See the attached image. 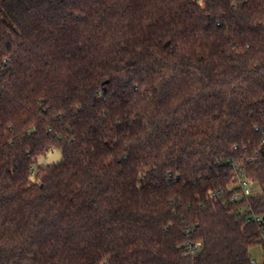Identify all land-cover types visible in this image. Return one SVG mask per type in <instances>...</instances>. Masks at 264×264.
Instances as JSON below:
<instances>
[{"label":"trees","instance_id":"trees-1","mask_svg":"<svg viewBox=\"0 0 264 264\" xmlns=\"http://www.w3.org/2000/svg\"><path fill=\"white\" fill-rule=\"evenodd\" d=\"M257 246L264 0H0V264H253Z\"/></svg>","mask_w":264,"mask_h":264},{"label":"built area","instance_id":"built-area-1","mask_svg":"<svg viewBox=\"0 0 264 264\" xmlns=\"http://www.w3.org/2000/svg\"><path fill=\"white\" fill-rule=\"evenodd\" d=\"M230 169L233 171V177L231 181V190L234 192L233 201L234 203L238 204L242 201V199H246V201H250V198L253 196L252 191V182L251 180L246 176L243 169H241L240 165L236 163L230 164ZM240 210L241 214H245V209L242 207L238 208ZM256 221L261 223V219L256 217ZM189 249L187 251L188 256H194L196 251L201 247V243L195 244V246L192 245V243H189ZM253 264H256L253 262Z\"/></svg>","mask_w":264,"mask_h":264},{"label":"rangeland","instance_id":"rangeland-1","mask_svg":"<svg viewBox=\"0 0 264 264\" xmlns=\"http://www.w3.org/2000/svg\"><path fill=\"white\" fill-rule=\"evenodd\" d=\"M62 161V152L61 150L54 149L49 152L45 157L40 160V165L48 166L53 164H58ZM252 191L254 194H259L261 192L260 188L255 184H252ZM251 256L253 261L256 264H263L264 263V249L262 246L254 247L251 250Z\"/></svg>","mask_w":264,"mask_h":264}]
</instances>
